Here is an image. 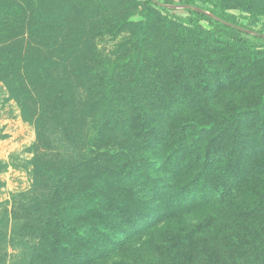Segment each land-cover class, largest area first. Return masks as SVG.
<instances>
[{"label": "trees", "instance_id": "1", "mask_svg": "<svg viewBox=\"0 0 264 264\" xmlns=\"http://www.w3.org/2000/svg\"><path fill=\"white\" fill-rule=\"evenodd\" d=\"M77 1L22 0V9L28 7L32 22L26 26L24 23L20 28L23 31L14 36L10 35V28L5 31L10 36L0 41V82L14 81L22 107L26 98L37 91L36 97H43L42 103L51 106L57 102L62 110L60 104L68 88L55 80L63 79L68 67L75 64H68V59L33 60L21 57V52L17 57L9 42L25 30L32 36H43L48 25L44 11L53 10L55 17L59 9ZM125 1L126 11L130 12L133 6L141 9L138 22H132L128 13L122 19L110 21L99 12H91L86 18L100 30L112 28L118 35L133 27L138 34L127 44L130 55L124 68L115 72L114 66L99 61L100 69L75 71L72 76L80 79V83L84 81L79 85L84 93L81 109L85 106L91 111V136L78 152L82 160L67 152L63 167L60 171L51 170L49 178L58 179L65 195L54 196L60 197L61 202L81 201L86 206L64 209L68 212L65 220L54 221L55 231L43 236L34 254V264H126L130 258L134 259L132 264H238L237 257L244 253L241 250L247 240L236 232V225L241 220L264 218V188H257L260 181L255 183L264 176V102L253 110L234 111L224 120L171 123L152 119L150 110L156 107L146 106L141 93H146L149 80L161 76L166 80L172 76L181 78L184 88L179 91L191 88L185 76V64L197 60L194 56L185 59V40L180 38L186 33L199 36L211 48L256 45L238 37L248 33L195 11L169 10L149 0ZM156 1L211 12L236 27L257 33L251 36L264 46L263 32L250 30L233 15L219 14L198 0ZM176 12L186 16H178ZM155 13L165 15L166 27L176 32L175 36L167 34L166 29L167 33L161 34L157 41L150 40L148 29ZM202 21L210 28H203ZM176 48L178 56L173 58ZM198 64L201 66V62ZM125 71L131 74L130 78ZM17 74L26 76L27 83L19 84ZM162 109L166 113L170 111ZM254 116L260 118V140L257 134L247 131L251 126L248 119ZM88 157L93 165L86 162ZM107 164L115 169H108ZM194 170L197 173L188 186L178 193H169L168 179ZM99 172L106 181L102 188L101 185L88 190L77 187V183L86 181L79 180L82 174L88 173L87 179L93 185L99 180ZM53 207L51 204L47 208L50 211ZM221 211L231 218L226 235L214 224V217Z\"/></svg>", "mask_w": 264, "mask_h": 264}, {"label": "rangeland", "instance_id": "2", "mask_svg": "<svg viewBox=\"0 0 264 264\" xmlns=\"http://www.w3.org/2000/svg\"><path fill=\"white\" fill-rule=\"evenodd\" d=\"M74 3L59 9L55 17L51 13L53 10L44 11L48 25L43 36H32L25 30L23 35H17L9 42L17 57L21 52V57L33 60L68 59V64L74 63L75 67H68L63 79L55 80L68 88L64 102L60 104L62 110L57 102L51 106L42 103L43 97L38 99L37 91L26 98L22 107L18 102L14 81L0 82V264H34V254L43 242V236L55 231L54 221L65 220L68 212L64 209L69 206L82 209L86 206L81 201L76 204L61 202V198L54 194L65 193L59 188L58 179L53 181L49 178L51 170L60 171L63 167L67 152L69 156L82 160L83 156L80 154L78 157V152L91 136V111L85 106L81 109L84 93L82 89L79 90V85L83 80L80 83V79L78 81L72 76L75 71L97 69L99 61L114 66L115 72L124 68L130 55L127 44L137 33L133 27L118 35L113 33L112 28L100 30L91 25L92 20L86 19L88 14L99 12L109 21L122 19L126 13L132 22L141 19V9H134L133 6L130 12L126 11L125 0H78ZM198 3L219 14L233 15L236 21L250 30L264 34V0H198ZM23 7L22 0H0V41L23 31L20 28L24 23L26 26L32 22L28 7L25 10ZM175 14L186 16L182 12ZM164 16L163 13L153 15L148 29L150 40L157 41L167 30L171 36L177 34L166 27ZM200 24L205 29L210 28L204 21ZM62 25L64 28L60 29ZM9 28L10 35H7ZM183 37L180 39L185 40V59L194 56L197 60V63L185 64V76L191 88L179 91L184 88L183 83L181 78L175 76L167 80L163 76L149 80L151 83L146 84L148 93H141V96L146 106L156 107L150 110L152 119L171 123H207L212 119L224 120L232 112L244 108L256 109L264 102V46L251 34L238 37L255 44L254 48L230 45L211 48L199 36L186 33ZM175 50L172 52L173 58L178 56L177 48ZM200 62L201 66L198 64ZM126 74L131 77L129 72ZM16 77L19 84L27 83L23 74H17ZM174 79L176 83H173ZM162 107L170 111L166 113ZM248 121L251 126L247 131L257 134L260 140V118L249 117ZM90 157L86 158V162L93 165ZM106 167L115 169L108 164ZM195 172L168 179L166 184L169 193H178L179 189L188 186ZM101 173H98L99 180L93 185L87 179L88 173L82 174L79 180L86 181L77 183V187L88 190L91 186L101 185L102 188L106 181L100 178ZM258 181L257 188H264V176L255 183ZM108 195H113V192H108ZM51 204L54 209L49 211L47 207ZM220 214L214 217V224L218 225L220 231L224 230L226 235L231 218L222 211ZM48 222H52V226ZM236 232L247 240L241 250L244 253L237 257L238 264H264V218L241 220L236 225ZM133 260L127 259V263L132 264Z\"/></svg>", "mask_w": 264, "mask_h": 264}, {"label": "water", "instance_id": "3", "mask_svg": "<svg viewBox=\"0 0 264 264\" xmlns=\"http://www.w3.org/2000/svg\"><path fill=\"white\" fill-rule=\"evenodd\" d=\"M149 1L155 3L157 6H159L161 8H165V9H169V10H183V9L192 10V11H195L197 13L203 14L206 17H208V18H210V19H212V20H214V21H216L218 23L224 24V25L229 26L231 28H237L238 30H240L242 32H245V33H248V34H251V35H257V33L253 32V31H249V30H246V29H243V28H240V27H236L235 25H232V24L220 19L219 17L215 16L211 12L205 11V10L197 8L195 6H190V5H167V4L160 3V2H158L156 0H149Z\"/></svg>", "mask_w": 264, "mask_h": 264}]
</instances>
